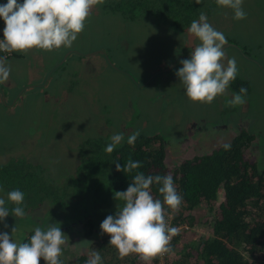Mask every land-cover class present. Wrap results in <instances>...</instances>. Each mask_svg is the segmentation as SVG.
<instances>
[{
    "label": "rangeland",
    "instance_id": "rangeland-1",
    "mask_svg": "<svg viewBox=\"0 0 264 264\" xmlns=\"http://www.w3.org/2000/svg\"><path fill=\"white\" fill-rule=\"evenodd\" d=\"M207 1L203 12L225 35L227 58L235 57L238 76L249 83L244 104H228L234 96L230 85L210 105L190 100L175 72L200 41L188 30L172 28L151 15L127 19L108 10L104 1L92 9L72 48L0 54L11 66L9 80L0 84V163L25 157L47 166L53 180L66 183L77 165L78 144L87 137L98 132L129 136L139 130L163 139L166 163L173 168L183 158L230 140L235 134L231 123L236 120L254 135L244 148L246 159L264 161V0H244L247 18L239 21L233 19L231 9ZM4 27L0 18V37ZM230 114L236 119L227 120ZM0 197L8 202L1 191ZM33 203L24 202L32 221L0 222V232L16 226V232L34 233L37 226L56 225L54 209L45 202L28 206ZM200 221L187 233L189 238L210 232L205 217ZM57 227L66 234L61 259L68 262L88 254L89 244L107 235H99L98 227L87 233L72 220ZM14 239L20 242V236ZM164 259L159 257L157 263L166 264Z\"/></svg>",
    "mask_w": 264,
    "mask_h": 264
},
{
    "label": "trees",
    "instance_id": "trees-1",
    "mask_svg": "<svg viewBox=\"0 0 264 264\" xmlns=\"http://www.w3.org/2000/svg\"><path fill=\"white\" fill-rule=\"evenodd\" d=\"M104 1L108 10L119 12L127 19L151 15L167 22L172 28L183 30H188L191 22L198 20L200 13L206 9L203 3L208 2ZM241 86L248 90L249 83L237 75L230 82V90L237 94ZM230 115L227 120L236 119ZM236 121L231 123L235 134L230 140L208 152L183 158L173 168L166 163L167 151L163 139L157 134L142 132L134 145L127 143L130 135L124 134V141L111 154L104 151L111 143L109 134L98 132L87 137L78 144L77 165L66 183L53 180L47 166L42 163L25 157L8 159L0 163L1 196L19 189L25 194L26 202H35L28 206L45 202L57 212L55 226L72 220L79 222L87 233L98 227V234L101 235L102 221L108 215L114 216L123 204L114 199V192L126 191L137 171L145 175L171 174L177 190L183 196V204L178 212L169 210L172 212L169 224H186L188 227L179 230V234L173 237L171 247L174 254L164 255L166 264H264V161H259L260 157L254 162L246 159L244 148L254 135ZM226 144L231 146L230 149H225ZM129 158L142 162V167L131 173L117 171L116 163L123 168ZM159 187L153 185L151 192L155 198L162 200ZM219 197L221 199L217 203ZM6 207L10 213L5 219L8 223L19 225L24 219L31 220L27 215L21 220L12 216V208L15 207L12 202H6ZM202 217L206 219L204 222L210 224V232L189 238L187 233L202 222ZM11 218H15L14 223ZM10 230L7 231L9 235L12 233ZM33 234L32 230L15 233L20 236V242H28ZM109 241L107 234L100 241L89 244L88 254H80L73 262L61 260L63 264H86L89 254L97 250L103 264H144L136 254L121 259ZM158 258L151 263L158 264ZM41 264H44L43 260Z\"/></svg>",
    "mask_w": 264,
    "mask_h": 264
},
{
    "label": "clouds",
    "instance_id": "clouds-1",
    "mask_svg": "<svg viewBox=\"0 0 264 264\" xmlns=\"http://www.w3.org/2000/svg\"><path fill=\"white\" fill-rule=\"evenodd\" d=\"M195 2L200 4L201 0ZM103 3L104 0H7L0 4V18L5 23L0 52L27 54L32 49L50 52L61 47L72 48L84 31L92 9ZM243 3L244 0H216L219 7L231 9L237 21L247 18ZM188 32L200 43L191 51L189 59L180 60L182 67L175 74L190 100L210 105L216 97L224 95L230 82L237 78V61L235 57L227 58L226 37L212 26L204 12L191 22ZM10 74L7 56H0V84L8 81ZM247 92V88L241 86L228 104L233 107L244 104ZM139 136L140 131H134L127 143L134 145ZM110 139L111 143L104 149L109 154L124 141V135L114 133ZM224 147L228 150L231 146ZM141 167L142 162L131 158L123 168L116 163L117 171L127 173ZM153 185H160L162 200L153 196ZM7 199L15 205L11 215L25 217V194L19 189L12 190L7 193ZM114 199L123 204L114 216L108 215L102 221L100 228L101 235L110 236L109 244L117 249L121 259L136 254L145 264H150L156 257L174 254L171 241L179 234V229L169 224V210L178 212L183 196L171 174L145 175L137 171L126 191L114 192ZM9 215L6 201L0 197V222ZM4 227H8L7 223ZM16 231L15 226L11 235L0 232V264H41L42 260L44 264H63L61 256L67 240L61 227L37 226L28 242H17ZM86 264H103L100 252L93 250Z\"/></svg>",
    "mask_w": 264,
    "mask_h": 264
},
{
    "label": "built area",
    "instance_id": "built-area-1",
    "mask_svg": "<svg viewBox=\"0 0 264 264\" xmlns=\"http://www.w3.org/2000/svg\"><path fill=\"white\" fill-rule=\"evenodd\" d=\"M0 39H3V37H0Z\"/></svg>",
    "mask_w": 264,
    "mask_h": 264
},
{
    "label": "crops",
    "instance_id": "crops-1",
    "mask_svg": "<svg viewBox=\"0 0 264 264\" xmlns=\"http://www.w3.org/2000/svg\"><path fill=\"white\" fill-rule=\"evenodd\" d=\"M4 98H5V96H4Z\"/></svg>",
    "mask_w": 264,
    "mask_h": 264
}]
</instances>
